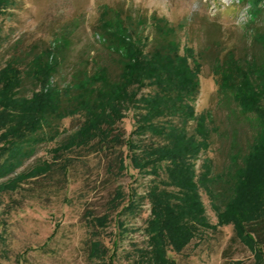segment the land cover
<instances>
[{
	"label": "rangeland",
	"instance_id": "rangeland-1",
	"mask_svg": "<svg viewBox=\"0 0 264 264\" xmlns=\"http://www.w3.org/2000/svg\"><path fill=\"white\" fill-rule=\"evenodd\" d=\"M42 66L56 126L0 149V264H264L247 238L264 222V0H0V117L36 112ZM61 89L75 112L57 113ZM236 142L251 153L227 168Z\"/></svg>",
	"mask_w": 264,
	"mask_h": 264
},
{
	"label": "trees",
	"instance_id": "trees-1",
	"mask_svg": "<svg viewBox=\"0 0 264 264\" xmlns=\"http://www.w3.org/2000/svg\"><path fill=\"white\" fill-rule=\"evenodd\" d=\"M158 45V44H156ZM39 55V52H37ZM114 54H116L117 56H119L118 53L113 52ZM19 55L15 54L13 55V57H17ZM20 57V56H19ZM21 58V57H20ZM44 58V57H43ZM41 58V59H43ZM65 62H67V60H65ZM230 60L228 59V61L226 63H229ZM114 63V62H112ZM64 64V63H63ZM57 69V68H56ZM41 73L37 76V74H33L28 72V74H31V78L33 79V76H36V81L39 83L41 82L44 89L42 90L41 94H38L37 96L39 97H35L40 99V101L42 102L40 104V106H38V109L35 111H33V109H23L22 111V116L19 115V111L17 109H13L12 107H10L9 109V114L8 116L6 115H2L0 117V131L3 129L4 130V135L2 138V146H0V149H2V154L1 155H5V153H7L5 146L8 144H12V142L18 144L21 143V145H26L27 143H29L31 140H33L34 133L39 130H42L44 128L46 129H50L53 130V128H55L56 125H54L55 123V119H56V111L54 112H50V113H46L45 114V110L48 111V109L44 106L47 105L46 102L47 100L45 99V97L49 96L50 93L54 92L53 89H51L52 86H49V82L50 79L52 77H54V73L53 72L55 69L52 66L46 67L44 68L42 66L41 68ZM121 72V70H119V68H115V65L113 64H108V66L106 67V73L109 75H112L113 77H115L117 74H119ZM17 73L15 75V83L17 84V87L19 88L22 84V82L26 83L28 82V80H31L30 76H27V71L25 74L26 78H21L22 75ZM26 80V81H25ZM223 79H220V83L222 84ZM24 85V84H23ZM23 87V86H22ZM73 93V98H68V99H73L74 102L71 103H66V101H64V99H66L67 94ZM78 91L77 90H70L67 91L66 89H61V93H59V96L55 97V100H59L58 104L59 105V109L58 112L63 111V114H67L68 112H75L78 109V102L76 100H74L76 97H78ZM57 104V103H54ZM21 111V107L19 108ZM68 109V111H67ZM257 109V108H256ZM66 111V112H64ZM258 114H260L261 116L264 117V111L261 110H257ZM260 112V113H259ZM59 115V114H58ZM29 121V122H28ZM28 123L30 125H28ZM36 135V134H35ZM10 137V138H9ZM11 138H13L11 140ZM9 139V140H8ZM6 142V143H5ZM110 142V141H109ZM109 142H104L102 145L103 148H108ZM253 143V142H252ZM117 145H124V143H117ZM127 148L130 150L131 149V144L127 142L126 144ZM231 147H232V143H231ZM234 153L229 155V162L227 165V168L230 167L232 164H234L235 162H239L241 163V159L243 160L246 157H249L250 153L248 156H241L240 153V146L239 143L236 142L234 143ZM16 148V146H12L11 145V150H14ZM8 161V160H7ZM124 164V160L121 158L119 165L117 167V169H121L122 166ZM55 165L51 164L44 175H47L49 173L52 172V170L54 169ZM67 169H64V172L66 173ZM123 201V195L120 194L119 189H117L114 193L113 198L108 202L107 204V213L105 215H103L102 217H93L92 213H88L87 216L90 217V223H91V227L96 228L100 223H104V222H110V218L112 216V213H114L115 211H117L121 206V203ZM252 227V226H251ZM237 232L239 234V236H244L246 235V228H244L242 225L240 226V228H237ZM250 229V228H247ZM261 230H264V222L263 225L260 228H257L256 230H251L250 233H248L247 238L249 240H251L252 242L255 243V245L258 247L259 252L264 256V235H262ZM97 245H92L90 246V255L89 257L95 255L96 250L95 247ZM107 252V251H106Z\"/></svg>",
	"mask_w": 264,
	"mask_h": 264
}]
</instances>
